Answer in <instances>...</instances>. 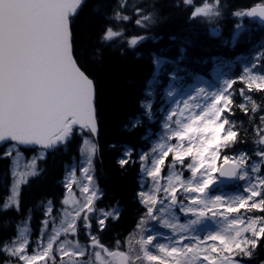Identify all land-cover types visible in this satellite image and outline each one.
Wrapping results in <instances>:
<instances>
[{"label":"trees","instance_id":"trees-1","mask_svg":"<svg viewBox=\"0 0 264 264\" xmlns=\"http://www.w3.org/2000/svg\"><path fill=\"white\" fill-rule=\"evenodd\" d=\"M258 5H264V0H145L135 9L126 0H87L72 18L74 56L96 88L99 134L93 166L103 194L96 206L98 211L119 210L118 219L106 221L103 230H97L93 221L92 232L108 249L125 248L135 256V264H150L144 260L139 242V227L149 216L138 199L143 165L138 153L154 155V139L162 130L173 95L189 93L197 82L209 80L217 68L225 70L233 82L226 112L232 138L217 142V151L221 156L244 153L254 157L261 147L264 90H250L238 80L240 58L261 49L264 64V28L244 15L237 16ZM107 29L120 33L122 42L105 40ZM133 38L138 40L135 45L130 44ZM146 103H151L149 112ZM82 143L74 132L65 146L50 151L38 161L40 175L22 187L20 210L0 209V264L16 262L3 248L17 237L21 224L30 220L33 238L39 236L48 200L53 201L52 215L58 222L64 208L66 172L78 161ZM128 147L134 151V162L121 167L118 160ZM3 151L4 146L0 154ZM21 152L27 158L35 155L31 148L21 147ZM174 156L166 158L165 170L179 168L180 160ZM193 159L192 155L181 162L186 166ZM11 172L9 159L0 158V207L10 194ZM141 218L143 224L139 225ZM77 238L83 246L89 243L82 225ZM247 262L264 264V239Z\"/></svg>","mask_w":264,"mask_h":264},{"label":"snow or ice","instance_id":"snow-or-ice-1","mask_svg":"<svg viewBox=\"0 0 264 264\" xmlns=\"http://www.w3.org/2000/svg\"><path fill=\"white\" fill-rule=\"evenodd\" d=\"M83 0H0V145L4 151L0 158L9 159L12 167L13 184L8 202L4 205L15 210H20V194L23 185L30 182L31 178L38 177L42 171L38 161L46 158L50 151H55L67 144L77 132L83 140L80 148L82 155H86L87 163L83 168L90 186L81 185V193L86 194L71 211H64L63 219L60 221L61 228L52 229V234L45 237L50 223L55 224L53 217L54 204L52 200L46 202L44 209L45 219L42 223L41 238L37 241L38 252L29 254L28 229H19V237L6 244L3 252L10 257L16 258V264H64L63 257H83L85 249L79 246L69 250L65 247L69 241L65 239L57 245L56 241L61 235L67 237L69 234L75 236L82 225L83 230L91 238L92 246L100 248L109 258L107 264H131L130 256L121 251H109L104 248L93 234L92 222L95 221L97 230H103L106 221L117 218L115 209L112 211H98L95 201L102 195L101 190L96 187L92 179L93 162L98 152L95 137L99 134V113L96 105V88L94 81L81 70L74 56L72 18L77 14ZM187 3V0H185ZM196 8L191 13L196 18ZM206 14V13H205ZM259 16L264 18V6L253 8L252 11L237 13V16ZM118 19L120 17H117ZM124 20L128 17L124 16ZM138 24L141 22L138 20ZM120 33L107 29L104 34L105 40H113ZM138 42L137 38L130 40L131 45ZM247 80L251 86L257 80L258 88L264 90V77L251 76L250 70H246ZM217 105H213L216 110ZM203 122V117L194 119L181 133L176 136L178 140H188L193 135L199 134L198 127ZM21 146L31 148L35 155L24 162V169L19 170L21 164ZM115 147V145H113ZM83 149V152H82ZM196 152L195 148L183 153H176L174 158L184 161ZM173 154L171 151L165 153L164 158L154 162L153 168L149 170L150 178L160 177L165 160ZM132 153H127L118 160L121 167L129 165ZM242 154V157H246ZM256 156L264 162V151L256 153ZM143 164V157H139ZM218 160V158H217ZM217 161L213 162V169L209 178L200 187L189 188V192L203 193L214 183V173L218 169ZM246 163V161H244ZM203 164V162H202ZM143 170V169H141ZM200 169H195L198 172ZM253 173L260 172V166L252 167ZM224 175H234L231 171H225ZM242 179L244 177H241ZM75 174L71 173L65 182V187L71 191ZM264 178L257 176V183H253L249 189V197L241 200V208L251 201L247 211L254 209L264 212ZM178 189L171 191L175 199ZM259 197V200L255 199ZM139 202L144 206L145 213L154 214L153 207L158 203L157 197L146 194L144 191L138 193ZM193 203H199L194 200ZM64 205L69 204V199L63 200ZM228 212H238L240 208L225 209ZM205 213L201 212L200 215ZM264 218H251V222L242 231L250 233L243 240H230L224 236L211 237L218 241L222 249L215 244L210 249L199 247H188L185 249L175 248L160 251L164 256L172 258V264H192V258L203 256L207 264H242V259L236 257H252L257 245L264 239ZM143 219L139 220V225ZM240 233H238L239 235ZM57 252L60 254L59 261L56 259ZM211 253L220 255V260ZM100 258V252L95 253ZM144 258L150 264H165L161 257L145 252ZM73 264H88V261H74ZM103 264V262H102Z\"/></svg>","mask_w":264,"mask_h":264},{"label":"rangeland","instance_id":"rangeland-1","mask_svg":"<svg viewBox=\"0 0 264 264\" xmlns=\"http://www.w3.org/2000/svg\"><path fill=\"white\" fill-rule=\"evenodd\" d=\"M142 1L144 0H127L126 4L130 9H134ZM242 27L243 26H241V28ZM113 41L122 42L121 36L115 37ZM261 53V50H256L250 56L244 58L240 62L241 74L239 77L242 80L246 81L247 85H249V82L247 80L246 70H250L251 76L264 77V72H262V69L258 67V65L261 64ZM259 83L260 81L257 80L255 82H252L251 85L257 86ZM228 85V78L225 76V74H223V72H220V70H218L214 74L213 81L211 83H199L194 86L188 94L182 97L172 96L170 105L172 106V108L164 116V121L161 123L162 130L158 134L156 142H154L153 147L155 149V153L153 156H148V158L146 157V155L143 156V161H145V159H148L149 162L148 164L143 166L141 191L157 197L158 203L156 205H150V207H153L154 209V214H152L151 216H159L161 218V223L165 224V227L171 230L175 236L171 237L165 232H155L153 228L148 227L147 232L145 231L142 237L143 255L145 254V252H148L151 255L157 256L156 251H160L161 248L166 250L175 248L185 249L188 247L210 249L213 244L222 249V245H220L218 241H213L211 237L220 235L230 240H243L246 236L251 238L250 233H243L242 230L248 226V224L251 222V218H264V212L262 214V212L256 209L251 212L247 211L248 207L251 205V201H249L244 208H241L240 205L241 200L248 199L249 187L253 183H257V176H260V173L254 174L252 170V167L256 165H259L261 169L264 163L257 156L256 159H252L250 166L247 165L248 168L243 167L242 165V171L237 177V181L235 184H233L231 190L224 189V191H222L220 194H216L213 197L209 196L208 188L203 192V194L188 191L190 187L194 188L202 186L212 172L213 162L216 161L217 155L215 154L213 149L208 153L207 148L210 144L213 145L211 140L212 135L215 129L217 130L220 128L221 124L219 120L216 119L217 109L213 110V105H217L218 107L217 103L220 100H222L223 105H226V103L228 102V96L226 92ZM245 99L246 101H248L249 96H246ZM150 106L151 103L145 104L146 111L150 110ZM201 117H203V122L198 125V127L201 128V132L199 134L193 135L188 140L181 141L176 139V136L181 133L189 124H191L194 119H200ZM224 124V132H227V135H225L222 141L230 139L232 136L231 132H229V128L228 130L226 129V120L224 121ZM192 148H195L196 152L193 154L194 159L190 165L188 164L185 166L181 161H178L177 165L179 166V168H174L173 166H171L167 171V174H164L161 170L160 177L150 178L148 176V172L153 168L154 162H158L163 159L165 153H168L169 150H173L172 153H174L175 155L176 153H183ZM214 149L217 151L216 146H214ZM260 151L264 150H259L257 152ZM127 153H132V150L126 149L123 153V157ZM222 160L223 162L239 160L243 164L246 160V157H242L241 154L235 156L232 159L223 158ZM25 161L27 160H25L22 155L21 164L19 167V170L21 172L24 169ZM202 162H205L204 170L195 172V169L200 168ZM86 163V155L81 154L80 160L75 163V165L71 167L67 172L66 180L71 173L75 174V179L72 183V190L69 191L66 188L68 193L66 198L69 199V204L65 205V207L61 210V215L58 218L59 224L51 227V229H48V231L46 232L47 236L52 234L53 228H61L60 221L63 219L64 211H71L77 206V203H74L73 201L75 200L76 202H79L83 199V196L86 195L81 193L80 190L81 185L90 186L86 174L83 173V168L87 166ZM91 175L96 187H98L94 178V169ZM241 177L244 178L242 179ZM260 177L263 178L264 176ZM174 189H178L175 199H178V197L181 196L184 198L182 202H180L179 200L176 205L172 204V201L174 199L170 194ZM255 199L259 200V197H256ZM194 200H198L199 203H193ZM97 201H95V203ZM7 202L8 199L6 203ZM230 207L240 208V211L228 212L225 210ZM3 210H6L4 206ZM156 210H158V213H155ZM201 212L205 214L200 215ZM261 223L264 224V221H261ZM25 227H27L28 229L27 236L30 241L28 252L31 255L34 252L40 251V249L37 248V241H39V238H32V235L29 232L28 225H26ZM203 231H206V234L202 239L201 235ZM238 233L240 234L238 235ZM71 236V234H69L67 237L61 235L56 241L54 248L62 243L65 239H67L69 243L65 245L66 248L72 250L76 246L82 247L86 252V255L83 257H86L88 255L89 249L87 247L78 245L75 240H72ZM18 237L19 233L17 238ZM125 245L128 246L129 243L127 242ZM90 251L93 252L91 257L93 261H95L97 264H102V262L103 264H107V261L109 259L107 256L102 257L103 260H100L95 254L96 252H100L99 250H93L90 248ZM211 255L215 256L217 260L221 259L220 255L217 253H211ZM83 257L64 256V264H73L74 259ZM158 257L164 259L162 255ZM11 258L16 260L15 257ZM56 259L58 261L60 259V254L58 252L56 255ZM189 259L192 260V264H207V261L203 260L202 255L199 258L189 257ZM164 260L165 264H172V260ZM20 264H23V262H20Z\"/></svg>","mask_w":264,"mask_h":264},{"label":"water","instance_id":"water-1","mask_svg":"<svg viewBox=\"0 0 264 264\" xmlns=\"http://www.w3.org/2000/svg\"><path fill=\"white\" fill-rule=\"evenodd\" d=\"M85 1L86 0H83L82 5L84 4ZM82 5H81V7H82ZM81 7L78 9V11L81 9ZM258 7H260V6H255L253 8H258ZM253 8H251L249 11H252ZM78 11H77V13H78ZM250 18L256 19L260 26H264V18L259 17L258 15L255 16V17L250 16ZM262 142H263V145H264V136L262 138ZM220 169H221V171L218 172V175L220 176L221 181L216 184V187H220V186H222L225 183L233 182L235 180L236 173H238L240 171V166H239L238 163H236V164L225 163ZM225 171H231V172L234 173V175H231V176L224 175L223 173Z\"/></svg>","mask_w":264,"mask_h":264}]
</instances>
